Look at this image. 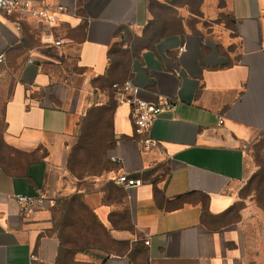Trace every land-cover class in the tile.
Returning a JSON list of instances; mask_svg holds the SVG:
<instances>
[{"label":"crops","instance_id":"obj_1","mask_svg":"<svg viewBox=\"0 0 264 264\" xmlns=\"http://www.w3.org/2000/svg\"><path fill=\"white\" fill-rule=\"evenodd\" d=\"M35 1L64 8L55 25L0 13V264L81 247L105 264H264V0H218L209 28L205 0ZM127 79L174 109L137 132L108 93ZM18 195L44 203L23 214Z\"/></svg>","mask_w":264,"mask_h":264},{"label":"built area","instance_id":"obj_2","mask_svg":"<svg viewBox=\"0 0 264 264\" xmlns=\"http://www.w3.org/2000/svg\"><path fill=\"white\" fill-rule=\"evenodd\" d=\"M63 11V7L53 9L51 6L43 5L35 0H0V13L4 16H22L37 23L48 25H55L59 20L58 14ZM55 44L60 45L61 41H56ZM3 61L4 55L0 54V64ZM112 90L118 105L129 106L130 118L139 133L150 129L161 113L172 110L175 107V101L167 98L158 103H151L141 99L137 94L138 88L130 79L113 83ZM219 123L221 124L223 121L220 120ZM112 161L118 164L123 162L120 157H114ZM114 182L124 188L137 187L142 184L141 179L127 173L117 175L114 178ZM17 202L21 206L23 214H30L37 206L44 203V199L42 197L18 195ZM145 243L149 244V241H145ZM31 259L34 261L37 257L32 255Z\"/></svg>","mask_w":264,"mask_h":264},{"label":"rangeland","instance_id":"obj_3","mask_svg":"<svg viewBox=\"0 0 264 264\" xmlns=\"http://www.w3.org/2000/svg\"><path fill=\"white\" fill-rule=\"evenodd\" d=\"M218 6H219L218 0H205L204 5L201 8L202 11L199 17L197 18V20L199 21V24H201V25L197 24V26L199 25V28L201 27L209 28V27H214V26H218V27L220 26L219 24H217L219 22L218 12L220 11V8H218ZM102 118L104 121V124H103L104 129L96 130L94 131V134L97 135L99 138H101L103 142H105L106 138H109V140L112 141L113 136H112V131H111V113L108 112ZM105 125L109 126V129L105 128ZM112 147H113L112 144L109 145V149H112ZM101 150L105 152V144L103 147L99 148L100 152ZM100 164H101V161H94L93 162L94 169H97V166H100ZM261 165L263 169L261 171L260 176L262 175V178H263L264 177V164L261 163ZM79 171L82 172L79 169L78 171L76 170L75 173L80 175L81 173H79ZM260 178H258L257 181H259ZM257 181H255V183ZM83 238L85 237L83 236ZM102 241H103V238L100 239V241L98 242L102 243ZM86 248L88 247H83V248L81 247V249L76 250L75 252H72L71 254L64 253L62 257L60 258L59 264H105L106 263L105 261H103L101 257L96 255L95 253H92L89 251L86 252Z\"/></svg>","mask_w":264,"mask_h":264},{"label":"trees","instance_id":"obj_4","mask_svg":"<svg viewBox=\"0 0 264 264\" xmlns=\"http://www.w3.org/2000/svg\"><path fill=\"white\" fill-rule=\"evenodd\" d=\"M123 81H125V80H123ZM123 81H117V82H123ZM113 83H115V82H113ZM113 83L111 84V87H110V91L108 92L109 93V96H110V98H112V100L117 104V102L115 101V99H114V95H113V90H112V85H113ZM112 101V102H113ZM114 103V104H115ZM77 250V249H76ZM76 250H64V251H62L61 253H60V255H59V259H58V264L60 263V258L62 257V255L64 254V253H68V254H71L72 252H75Z\"/></svg>","mask_w":264,"mask_h":264}]
</instances>
